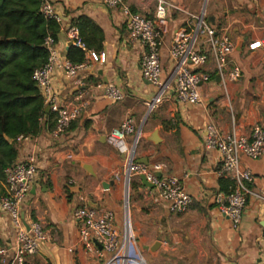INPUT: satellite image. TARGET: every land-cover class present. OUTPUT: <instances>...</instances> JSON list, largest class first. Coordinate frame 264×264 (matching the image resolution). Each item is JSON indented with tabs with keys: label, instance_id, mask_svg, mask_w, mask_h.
<instances>
[{
	"label": "crops",
	"instance_id": "obj_1",
	"mask_svg": "<svg viewBox=\"0 0 264 264\" xmlns=\"http://www.w3.org/2000/svg\"><path fill=\"white\" fill-rule=\"evenodd\" d=\"M48 1L65 16L66 25L71 18L85 16L102 30L99 54L105 55V62L93 63V73L90 70L73 81L56 77L54 88L61 104L80 107L78 118L64 137L52 138L54 122L49 116L41 120L37 136L17 146V158L33 156L38 172L22 206L24 218L38 222L49 237V242L27 259L28 263L98 264L78 244L79 224L72 212L93 205L119 216L124 156L108 138L112 129L130 118L141 129L135 160L146 166L161 165V174L177 177L193 198L183 215H168L165 206L148 196L147 188L134 177L132 223L140 248L160 242V251L175 254V264H264V156L255 161L241 159V167L248 169L253 179L246 185L249 194L239 229L233 231L229 220L219 213L217 201L226 196L220 191L219 180L231 179L218 175L219 154L203 145L204 126L210 123L224 137L232 133L248 136L254 126H264V50H248L252 42L264 43V0H213L211 10L206 11L213 18V26L229 28L235 46L230 61L242 69L238 82L227 83L224 88L210 58L200 70L210 77L200 85V104L181 106L169 93L150 113L146 103L154 89L141 78V48L130 41L119 15L97 0ZM167 1L191 11L202 6L200 0ZM126 4L146 17L155 13L154 0H126ZM66 25L57 36V48L65 58L71 47ZM171 68L165 47L161 52L163 79ZM107 85L122 91L123 100L108 102L104 98ZM124 145L130 148L132 138L127 137ZM0 186L2 194L3 182ZM153 205L155 210L150 209ZM162 213L164 220L160 218ZM146 218L158 222L150 236L138 226ZM0 238L6 243L13 241L7 218L0 222Z\"/></svg>",
	"mask_w": 264,
	"mask_h": 264
},
{
	"label": "built area",
	"instance_id": "obj_2",
	"mask_svg": "<svg viewBox=\"0 0 264 264\" xmlns=\"http://www.w3.org/2000/svg\"><path fill=\"white\" fill-rule=\"evenodd\" d=\"M97 1L103 8L119 15L127 26L130 41L141 48V78L154 89L152 99L146 103L148 113L159 107L169 93L181 106L200 104V85L210 81V77L200 73V70L210 58L215 64L217 79L224 88L227 83L240 80L241 67L230 61L235 46L230 38L229 28L216 27L207 22L205 10L201 9L195 15L167 0H154L155 13L146 17L133 13L126 0ZM172 11L179 12L184 17L181 25L176 28L170 26ZM40 12L64 29L65 16L48 0L42 4ZM67 39L70 46L85 51L77 30L71 26L67 30ZM43 47L48 53L47 61L33 71L32 80L44 106L48 108V115L53 118L51 136L58 140L67 134L71 124L78 118L80 107L61 104L54 88L56 77L61 75L66 80L73 81L86 75L92 69L93 63L103 64L105 55L87 52L84 63L72 64L60 54L57 41L51 36L44 39ZM165 47L172 68L163 79L161 52ZM257 49L264 50L263 41L248 45L250 51ZM123 97L124 93L114 86L105 87L104 98L108 102L118 103ZM204 133V148L219 154L221 167L218 175L228 177L234 182L233 189L217 201L219 213L229 220L231 229L237 231L246 206V196L249 194L246 185L253 179L251 172L242 168L240 162L243 157L255 161L264 156V126H254L248 136L232 133L224 137L217 126L210 123L204 126ZM127 137L132 138L130 148L124 145ZM140 137L141 129L130 118L123 120L109 133L110 143L124 156V183L126 178L130 185L134 177H145L146 182L152 186V189L147 188L148 196L162 203L168 215L184 214L193 203L192 195L182 188L177 177L161 174V165L146 166L136 162L135 150ZM29 140L30 137L19 136L16 142L18 145ZM3 175L0 222L7 218L13 241L6 243L0 238V264H29L27 259L36 255L49 242L42 226L36 221L25 219L22 210L37 181L36 160L31 155L17 158L4 169ZM72 213L73 220L79 224L78 244L88 256L96 258L98 264H147L140 251L138 238L132 230L128 205L125 202L120 216L113 211H99L87 206H80Z\"/></svg>",
	"mask_w": 264,
	"mask_h": 264
},
{
	"label": "trees",
	"instance_id": "obj_3",
	"mask_svg": "<svg viewBox=\"0 0 264 264\" xmlns=\"http://www.w3.org/2000/svg\"><path fill=\"white\" fill-rule=\"evenodd\" d=\"M45 1L0 0V183L4 169L17 159V137L37 136L40 120L50 116L32 80L33 71L47 61L44 39L51 36L57 41L61 30L59 24L41 14ZM68 25L77 30L85 48L71 46L66 54L69 62L82 64L87 52L102 51L103 32L93 21L79 16L71 18ZM219 185L227 195L234 182L220 179Z\"/></svg>",
	"mask_w": 264,
	"mask_h": 264
},
{
	"label": "rangeland",
	"instance_id": "obj_4",
	"mask_svg": "<svg viewBox=\"0 0 264 264\" xmlns=\"http://www.w3.org/2000/svg\"><path fill=\"white\" fill-rule=\"evenodd\" d=\"M200 1H201L202 6H199L198 10H192V11L187 10V11L191 14L196 15L201 11V9L204 6L205 14H206V11L209 12L211 10L212 5H213V0H200ZM206 17H209V16L206 15ZM170 19H171L170 26L173 28L175 25H178V22L180 19L183 21L184 17L179 12L172 11L170 14ZM180 25H181V23H180ZM174 28H176V27H174ZM122 175H121L120 183L123 186L124 181H123ZM134 180H135V178L131 180L130 185L133 183ZM130 185H129V197H128L129 217H130V223H131L132 230L134 231L136 237H138V235L135 232L137 230H136V228H134L133 223H132V220H133L132 217L134 214L133 213L134 212V209H133L134 193L132 192V188ZM0 194H1V186H0ZM124 202H125V196H124V186H123V198H122V201H120V203H119V214H118L119 216L121 215V212L123 210ZM156 207H159V206H156ZM150 209L155 210V205H153ZM180 215H183V214H180ZM160 218H161V220H164V218H165L164 213L160 214ZM157 223L158 222L156 220H154L153 218H146L145 220L138 223L139 224L138 226L142 228L141 231L142 230L145 231V234L150 236V235H153L152 233H153V230L157 227ZM159 248H160V246L156 250H154V252H149V251H146L143 249L140 250L141 253L143 254V257H144L146 263L147 264H175V261L173 259V256H175V254L173 252H170V251L164 250V249L162 251H160ZM89 262H91V261H89Z\"/></svg>",
	"mask_w": 264,
	"mask_h": 264
},
{
	"label": "water",
	"instance_id": "obj_5",
	"mask_svg": "<svg viewBox=\"0 0 264 264\" xmlns=\"http://www.w3.org/2000/svg\"><path fill=\"white\" fill-rule=\"evenodd\" d=\"M202 9L203 10L205 9L204 6H203ZM206 21L209 22L210 24H213V18L212 17H207ZM69 28H70V26L67 25L66 26V30H68ZM11 41H14V40H11ZM91 71H92L91 73H93V70H91ZM81 89H83V88H81ZM78 90L79 89H75L74 91H78ZM45 113L48 114V108L47 107L45 108ZM137 163L146 165V163H142V162H139V161ZM157 177L159 178L160 175H157ZM139 179L141 181L142 186H144L146 188H149V189H152V186L149 183L146 182L145 177L140 176ZM124 196H125V204L128 205L129 183H128V179L127 178L125 179V183H124ZM92 208L93 209H97V206H93L92 205ZM159 246H160V242H157L152 248H146L145 247L144 250L149 251V252H154V250H156Z\"/></svg>",
	"mask_w": 264,
	"mask_h": 264
}]
</instances>
